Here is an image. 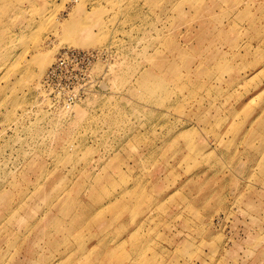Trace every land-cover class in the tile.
I'll list each match as a JSON object with an SVG mask.
<instances>
[{"label": "rangeland", "instance_id": "obj_1", "mask_svg": "<svg viewBox=\"0 0 264 264\" xmlns=\"http://www.w3.org/2000/svg\"><path fill=\"white\" fill-rule=\"evenodd\" d=\"M262 151L264 0H0V264H264Z\"/></svg>", "mask_w": 264, "mask_h": 264}, {"label": "built area", "instance_id": "obj_2", "mask_svg": "<svg viewBox=\"0 0 264 264\" xmlns=\"http://www.w3.org/2000/svg\"><path fill=\"white\" fill-rule=\"evenodd\" d=\"M100 55L96 50L69 47L58 50L40 79L43 96L70 109L83 96L85 88L94 82L92 64Z\"/></svg>", "mask_w": 264, "mask_h": 264}, {"label": "crops", "instance_id": "obj_3", "mask_svg": "<svg viewBox=\"0 0 264 264\" xmlns=\"http://www.w3.org/2000/svg\"><path fill=\"white\" fill-rule=\"evenodd\" d=\"M264 152L262 151V152H258V153H254L255 154V159L256 160H258V157L257 156H260L261 154H263ZM240 163H243V160H241L240 159ZM246 162H244V164H245ZM246 169V170H245ZM250 168H247L245 165L243 166V169H242V171L240 172V173H237V172H234L233 171V173H234V175L232 176V178L233 179H235L236 180V183L237 184H242V180L244 179V178H246L248 175H250ZM254 172H255V174H256V177L258 176L259 177V175H258V170L257 169H255L254 170Z\"/></svg>", "mask_w": 264, "mask_h": 264}, {"label": "bare ground", "instance_id": "obj_4", "mask_svg": "<svg viewBox=\"0 0 264 264\" xmlns=\"http://www.w3.org/2000/svg\"><path fill=\"white\" fill-rule=\"evenodd\" d=\"M63 29H69V25L68 24H65L64 26H63ZM64 32V31H63Z\"/></svg>", "mask_w": 264, "mask_h": 264}]
</instances>
